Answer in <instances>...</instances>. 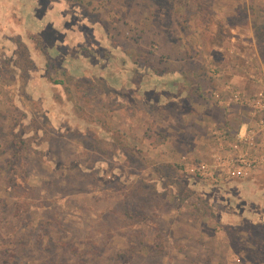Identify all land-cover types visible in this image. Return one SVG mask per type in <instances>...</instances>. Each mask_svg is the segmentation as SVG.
Returning <instances> with one entry per match:
<instances>
[{
  "label": "rangeland",
  "instance_id": "374dc122",
  "mask_svg": "<svg viewBox=\"0 0 264 264\" xmlns=\"http://www.w3.org/2000/svg\"><path fill=\"white\" fill-rule=\"evenodd\" d=\"M227 87L264 92V0H0V264H264Z\"/></svg>",
  "mask_w": 264,
  "mask_h": 264
},
{
  "label": "built area",
  "instance_id": "2783aa9c",
  "mask_svg": "<svg viewBox=\"0 0 264 264\" xmlns=\"http://www.w3.org/2000/svg\"><path fill=\"white\" fill-rule=\"evenodd\" d=\"M228 90L229 98L226 101L246 105L250 109L248 116L251 121L239 127L232 136L226 129L214 132L219 148L218 153L213 156V165L216 166L215 169L223 173H232L233 178H244L249 173L264 168V92L246 98L229 87L225 89V91ZM216 98L222 101L221 95H217ZM228 136H230L229 143H227ZM226 147L229 153L226 152ZM195 172L201 177L216 175L203 166L191 167L190 173L194 175Z\"/></svg>",
  "mask_w": 264,
  "mask_h": 264
},
{
  "label": "crops",
  "instance_id": "0c3cea01",
  "mask_svg": "<svg viewBox=\"0 0 264 264\" xmlns=\"http://www.w3.org/2000/svg\"><path fill=\"white\" fill-rule=\"evenodd\" d=\"M24 5V4H23ZM23 10H25L24 12H23ZM30 11H31V8H25V6H24V9H21V13H22V15H25V17H27V15H30L31 16V13H30ZM51 11V10H50ZM49 18H48V15L45 13V16L43 17V18H39V19H36V21L38 22L37 23V26H38V28L40 29V31H42V29H43V27L44 26H46L47 24H48V22H49ZM31 21H32V18H31ZM43 26V27H42ZM42 28V29H41ZM70 37V36H69ZM5 38H7L9 41H11V39L13 38V37H11V36H8V37H5ZM234 112V111H233ZM225 117L228 119V118H230V111H229V114H227V115H225Z\"/></svg>",
  "mask_w": 264,
  "mask_h": 264
}]
</instances>
